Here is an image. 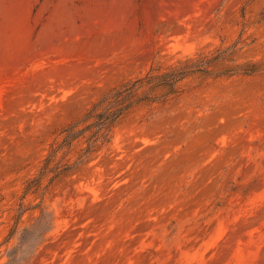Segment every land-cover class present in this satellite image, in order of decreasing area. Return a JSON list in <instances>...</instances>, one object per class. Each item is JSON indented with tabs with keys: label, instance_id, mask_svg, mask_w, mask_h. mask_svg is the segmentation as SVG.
<instances>
[{
	"label": "rangeland",
	"instance_id": "obj_1",
	"mask_svg": "<svg viewBox=\"0 0 264 264\" xmlns=\"http://www.w3.org/2000/svg\"><path fill=\"white\" fill-rule=\"evenodd\" d=\"M235 43L233 61L138 106L83 165L25 193L108 90ZM44 207L53 227L13 264H264V0H0V264Z\"/></svg>",
	"mask_w": 264,
	"mask_h": 264
},
{
	"label": "trees",
	"instance_id": "obj_2",
	"mask_svg": "<svg viewBox=\"0 0 264 264\" xmlns=\"http://www.w3.org/2000/svg\"><path fill=\"white\" fill-rule=\"evenodd\" d=\"M236 49L237 43L213 54L196 53L194 56L180 59L176 65L168 68L152 67L143 76L108 90L80 118L62 129V140L51 145L38 176L28 182L25 193L27 194L34 186H40L45 175L49 173L51 183L62 174L83 165L105 145L111 143L116 125L134 109L142 104L167 101L179 91L182 81L194 75L210 74L217 62L233 61L230 57ZM254 68V66L244 68L242 72L250 75L255 73ZM234 74L236 68L231 67L222 73L229 76ZM80 142L85 146L75 160L52 166L61 152ZM23 213L24 205H21L20 215ZM54 220L53 213L44 207L34 224L22 230H19L18 226L14 227L9 238L19 235L20 246L8 254L9 264L15 262L17 252L21 251L23 246L26 247L24 251H27L34 243H41L45 233L53 227Z\"/></svg>",
	"mask_w": 264,
	"mask_h": 264
}]
</instances>
